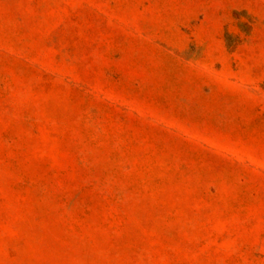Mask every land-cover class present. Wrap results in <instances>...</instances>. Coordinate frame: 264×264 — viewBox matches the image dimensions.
I'll list each match as a JSON object with an SVG mask.
<instances>
[{
	"label": "rangeland",
	"instance_id": "374dc122",
	"mask_svg": "<svg viewBox=\"0 0 264 264\" xmlns=\"http://www.w3.org/2000/svg\"><path fill=\"white\" fill-rule=\"evenodd\" d=\"M0 264H264V0H0Z\"/></svg>",
	"mask_w": 264,
	"mask_h": 264
}]
</instances>
